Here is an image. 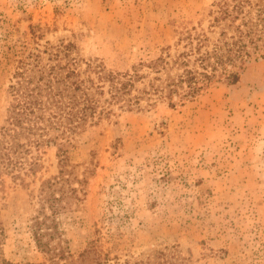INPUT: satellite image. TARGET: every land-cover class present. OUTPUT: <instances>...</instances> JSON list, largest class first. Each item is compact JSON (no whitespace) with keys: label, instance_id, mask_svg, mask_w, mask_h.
I'll return each mask as SVG.
<instances>
[{"label":"rangeland","instance_id":"rangeland-1","mask_svg":"<svg viewBox=\"0 0 264 264\" xmlns=\"http://www.w3.org/2000/svg\"><path fill=\"white\" fill-rule=\"evenodd\" d=\"M236 1L0 0V264H264V0H246L261 38L236 83L175 106L152 89L154 61L233 33L216 17ZM53 66L110 112L14 152L12 86ZM110 73L139 104L106 101Z\"/></svg>","mask_w":264,"mask_h":264},{"label":"trees","instance_id":"trees-1","mask_svg":"<svg viewBox=\"0 0 264 264\" xmlns=\"http://www.w3.org/2000/svg\"><path fill=\"white\" fill-rule=\"evenodd\" d=\"M245 6L246 0H237L232 6L221 8V16L216 17L218 21L229 18L231 21L240 19V22L230 26L233 27L230 35L228 29L223 28L220 38L211 48L206 44L207 37H199L196 43L192 40L190 49L180 53L171 64L163 57L154 61L152 66L162 63V67H157L156 71L166 69V77L163 80L161 76L154 78L160 83L153 82V91L167 97L170 105L175 106L177 100L184 102L195 97L220 74L225 75L229 82L236 83L240 72L234 68L241 66L251 56L252 45L256 46V40L261 38L260 33L257 35L256 23ZM73 75V70L62 73L59 67L53 66L48 71L49 77L39 76L35 83L29 78L12 86L15 101L12 103L8 117L9 126L4 128V135L12 137L10 144L14 152L20 147L16 138L23 134L29 139L32 135H38L32 141L40 144L50 129L61 131V134H71L87 121H94L97 115L110 112L108 107H100V99L91 91V86L73 79ZM106 78L110 94L106 99L108 103L139 104L140 96L130 95L134 85L132 74L110 73ZM97 90L105 92L102 85ZM59 151L63 154L62 161L65 162L67 149L64 144ZM5 155L7 154L4 152L2 156ZM47 200H54L52 194ZM36 224H40L38 220ZM39 230L40 228L36 230V235L40 236L38 243L47 247L48 243L42 239L45 234Z\"/></svg>","mask_w":264,"mask_h":264}]
</instances>
